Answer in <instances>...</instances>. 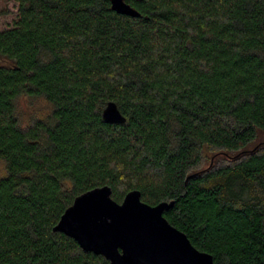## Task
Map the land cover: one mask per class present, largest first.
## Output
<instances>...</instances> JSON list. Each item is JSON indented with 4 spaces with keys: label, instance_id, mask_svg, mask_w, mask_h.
<instances>
[{
    "label": "trees",
    "instance_id": "trees-1",
    "mask_svg": "<svg viewBox=\"0 0 264 264\" xmlns=\"http://www.w3.org/2000/svg\"><path fill=\"white\" fill-rule=\"evenodd\" d=\"M0 31V264H110L55 232L131 191L215 264H264V0H14ZM51 106L24 125L22 98ZM109 103L125 117L103 118ZM256 147V148H255ZM255 148V149H254ZM230 155L201 170L205 151Z\"/></svg>",
    "mask_w": 264,
    "mask_h": 264
},
{
    "label": "water",
    "instance_id": "water-1",
    "mask_svg": "<svg viewBox=\"0 0 264 264\" xmlns=\"http://www.w3.org/2000/svg\"><path fill=\"white\" fill-rule=\"evenodd\" d=\"M111 3L119 14L141 16L125 0ZM103 118L110 124L125 121L115 103H109ZM173 206L174 202L151 206L141 200L140 191H131L118 203L112 189L105 186L77 197L54 231L110 264H215L211 254L198 250L165 218V211Z\"/></svg>",
    "mask_w": 264,
    "mask_h": 264
},
{
    "label": "rangeland",
    "instance_id": "rangeland-1",
    "mask_svg": "<svg viewBox=\"0 0 264 264\" xmlns=\"http://www.w3.org/2000/svg\"><path fill=\"white\" fill-rule=\"evenodd\" d=\"M17 15L18 5L14 0H0V31L11 28L17 19ZM19 110L23 124L28 125L33 119L46 118L50 113L51 106L44 99L24 97L20 101ZM230 157L226 153L206 150L200 171L211 169L214 166L220 167L225 165L228 163ZM5 175V164L0 160V179Z\"/></svg>",
    "mask_w": 264,
    "mask_h": 264
}]
</instances>
